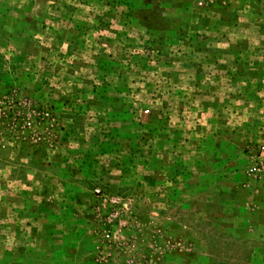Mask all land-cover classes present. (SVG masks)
<instances>
[{"label": "rangeland", "instance_id": "obj_1", "mask_svg": "<svg viewBox=\"0 0 264 264\" xmlns=\"http://www.w3.org/2000/svg\"><path fill=\"white\" fill-rule=\"evenodd\" d=\"M264 0H0V264H264Z\"/></svg>", "mask_w": 264, "mask_h": 264}, {"label": "built area", "instance_id": "obj_2", "mask_svg": "<svg viewBox=\"0 0 264 264\" xmlns=\"http://www.w3.org/2000/svg\"><path fill=\"white\" fill-rule=\"evenodd\" d=\"M261 153L263 154V157H264V147L262 148ZM263 171H264V165L261 160L257 161L256 164H254L249 169V173L252 175H260L263 173Z\"/></svg>", "mask_w": 264, "mask_h": 264}]
</instances>
